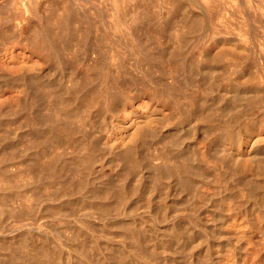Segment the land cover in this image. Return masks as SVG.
Listing matches in <instances>:
<instances>
[{
    "label": "rangeland",
    "instance_id": "1",
    "mask_svg": "<svg viewBox=\"0 0 264 264\" xmlns=\"http://www.w3.org/2000/svg\"><path fill=\"white\" fill-rule=\"evenodd\" d=\"M174 1L154 3L146 14L148 20L143 18L147 24L132 28L131 36L139 38L142 50L127 53L124 46L117 53L110 48L111 55L115 51L118 58L96 41V29L88 32L82 26L78 19L81 4L76 0H71L68 18L59 2L54 4L51 20L47 19V33H53L60 46L53 57L30 47L27 40L34 33L36 19L21 12L19 4L12 5L15 10L10 7L8 12H0V264H264V209L260 210L264 186L256 185L264 178V39H260L264 38V25L252 23L256 33L244 37L237 30L242 16L231 12L234 22L227 18L233 2L222 0L226 3L221 7H233L227 5L226 12L222 7V14L215 16L218 19L212 17L209 22L206 0H178L177 5ZM240 1L243 5L245 0ZM254 1L264 8V0ZM46 5L41 2L39 9L49 17ZM245 5L246 13L258 14L264 23L262 9L255 12ZM82 8L93 20L92 11ZM90 40L101 46L87 48L83 42ZM135 54L149 60L143 57L141 61ZM57 56L58 61L54 60ZM221 76L222 84L216 81ZM252 76L260 80L258 88L251 89ZM87 85L94 87L95 94H87L88 99L84 95L90 89ZM155 89L161 94L178 90L183 101L179 113L165 105L167 95L153 98ZM71 92L75 99L70 98ZM105 92L114 96L111 109L93 105L104 96L113 98ZM58 99L63 100L64 110ZM69 106L73 107L71 114L65 111ZM237 115L241 121L234 126L233 135L225 130L226 122ZM63 124L65 133L59 132ZM56 133L60 137L67 134L66 142ZM181 165L188 172L184 178L175 169Z\"/></svg>",
    "mask_w": 264,
    "mask_h": 264
},
{
    "label": "bare ground",
    "instance_id": "2",
    "mask_svg": "<svg viewBox=\"0 0 264 264\" xmlns=\"http://www.w3.org/2000/svg\"><path fill=\"white\" fill-rule=\"evenodd\" d=\"M78 3H80L81 5H80V14L78 15V19H79V21H80V23L82 24V26H84L85 28H86V30L89 32L90 30H92V31H94L93 29H96V34H95V37L97 38H95L96 39V41L97 42H100L101 44H102V47H103V45L104 46H107L109 49L111 48V49H113V50H115V51H117V53H118V48H121V47H127L128 48V52L127 53H129V50L131 51V50H135V49H138L139 51H141L142 50V47H141V44H140V42H139V38H136L135 36L134 37H132L131 35H132V28L133 27H135L136 25H138L139 23H144V24H147V20H148V17H147V13H149L150 12V8L151 7H153V5H154V3L157 1V0H76ZM163 1V0H162ZM166 1H168V3L170 4H174L176 1H174V0H166ZM180 1V0H179ZM188 1V0H187ZM226 1V0H225ZM229 1H231V2H233L235 5H233L234 6V8H233V11H232V9H231V11L230 12H228L227 11V15H228V13H229V16H227V18L228 17H231V15L230 14H232V13H234V14H239V15H241L242 17L241 18H243V20L241 21L240 20V22H238L237 21V23H238V25H237V30H239V32H241L242 33V35H244V37H245V35L247 36V34H249V35H253L254 33H256L255 32V27L253 28V26H252V23H254V22H259V24L258 25H260V26H262V25H264V23H262V22H260V20H259V15L258 14H256L257 15V17L256 16H254V15H249V14H251V13H246L247 11H246V9L247 8H245L244 10H243V5L244 4H246L247 3V6H248V8L249 7H253L254 9L253 10H255V12L258 10V9H262V11H264V8H262V4H257V3H254L255 1L254 0H245L246 1V3H245V1H244V4L242 5V3L243 2H241L240 0H229ZM41 2H43L45 5H46V2H47V5H46V7H47V10H48V16L49 17H47V16H44V15H41V13H40V9H39V5L41 4ZM59 2H61L62 3V5H61V8L63 9V11H65V14H66V18H68L69 16H70V12L72 11V8L71 7H73V5H71V0H45V1H41V0H5L4 2H2V5H0V12H8V10H9V8L10 7H12V5L14 6V7H16V5L17 4H19L20 5V8L22 9L21 10V12L23 11V13H26V14H28V15H31V17H34L36 20V24H35V26H34V24H33V26L34 27H32V24H31V27L32 28H34V33L33 34H31V36L30 37H28V43H29V45H31L30 47H32L35 51H45V54H43V55H46V56H48L49 55V57H53L54 55H56V53H57V51H59L58 49L60 48V46H59V48H58V46H57V42H56V40H55V38L53 37V33H51L50 35H49V33H47V31L48 30H50V28L49 29H47V27H49V21L47 20V19H50L51 20V15L54 13V11H55V7H54V4H55V6H57V5H59ZM159 2V1H158ZM184 2V1H183ZM193 2V1H192ZM202 2H203V0H202ZM257 2V1H256ZM180 3V2H179ZM221 3L224 5L225 3H223V1L221 0V2H220V0H206V3H205V6H204V8H205V10H206V12L208 13V21L209 20H211V19H213L214 20V18H215V16H218V14H222V11H221V8L222 7H224V8H222V10L223 9H226L227 7V5H230V4H227V5H225V6H222L221 7ZM227 3H228V1H227ZM77 4V3H76ZM88 4V5H87ZM166 4V3H165ZM178 4V0H177V3H176V5ZM18 5V6H19ZM186 5H187V3H186ZM250 5V6H249ZM87 7V9L88 10H91L92 11V14H93V20L91 19V17L90 16H88L86 13H85V11H83L84 9L82 8V7ZM175 6V5H174ZM232 5H230V8L231 7H233ZM246 5H245V7H247ZM19 8V9H20ZM78 8V7H77ZM230 8H228V9H230ZM11 9H13V7L12 8H10V10ZM18 8H16V10H17ZM78 9V10H79ZM82 9V10H81ZM13 10H15V8L13 9ZM204 10V11H205ZM253 10L251 9L250 11H252L253 12ZM259 10V11H260ZM17 11H20V10H17ZM172 11V10H171ZM175 11V10H174ZM221 11V12H220ZM224 12H226L225 10H223ZM248 11H249V9H248ZM14 12V11H13ZM223 12V13H224ZM232 12V13H231ZM261 12V11H260ZM259 12V14H261ZM20 13V12H19ZM19 13H17V14H19ZM45 13V12H44ZM258 13V12H257ZM184 14V13H183ZM203 14V13H202ZM253 14V13H252ZM262 14H264V13H262ZM28 15H27V17H28ZM225 15V14H224ZM223 15V16H224ZM63 17L62 18H65V16L64 15H62ZM187 16H188V14H187ZM197 16V15H196ZM222 16V15H221ZM236 16V15H235ZM238 16V15H237ZM262 16V15H261ZM1 17V16H0ZM23 17V16H22ZM30 17V18H31ZM144 17H146L147 18V20H143V18ZM175 17V16H174ZM185 17V16H184ZM192 16H190V19H192L191 18ZM212 17H214V18H212ZM234 17V16H233ZM2 18V17H1ZM24 18H25V16H24ZM29 18V17H28ZM189 18V17H188ZM198 18V17H197ZM196 18V19H197ZM217 18V17H216ZM215 18V19H216ZM219 18H220V16H219ZM238 18V17H237ZM261 18V17H260ZM262 18H264V17H262ZM46 19V20H45ZM61 19V18H60ZM59 19V20H60ZM189 19V20H190ZM199 19V18H198ZM197 19V20H198ZM207 19V18H206ZM218 19V18H217ZM232 19V17L230 18V20ZM18 20V19H17ZM185 20H186V17L184 18V23H187V21H188V19L186 20V22H185ZM195 20V19H194ZM194 20H192V21H194ZM196 20V21H197ZM213 20H211V21H213ZM227 20V19H226ZM225 20V21H226ZM235 20V19H234ZM239 20V19H238ZM28 21H31V20H29L28 19ZM53 21V20H52ZM166 21V20H165ZM191 21V20H190ZM191 21V22H192ZM219 21V20H218ZM221 21H223V20H221ZM231 21H233V20H231ZM230 21V22H231ZM5 22V21H4ZM20 22V21H19ZM206 22V21H205ZM210 22V21H209ZM234 22V21H233ZM27 23H29V22H27ZM26 23V24H27ZM79 23V22H78ZM193 23V22H192ZM194 23H196V22H194ZM212 23V22H211ZM218 23H220V22H218ZM22 24V23H21ZM84 24V25H83ZM188 24H189V22H188ZM187 24V25H188ZM203 24H205V23H203ZM206 24H209V23H206ZM230 24V23H229ZM236 24V23H235ZM24 25V24H23ZM199 25H200V23H199ZM198 25V23H197V26L198 27H200ZM218 25V24H217ZM10 26V25H9ZM191 26V25H190ZM190 26L188 27V28H190ZM202 26H204V25H202ZM216 26V25H215ZM228 27H230L229 25H227ZM257 26V25H256ZM20 27V26H19ZM186 27V26H185ZM196 27V26H195ZM218 27H219V25H218ZM234 27V26H233ZM233 27H232V29H233ZM259 27V26H258ZM193 28V27H192ZM200 28H203V27H200ZM200 28H199V30H200ZM205 28V27H204ZM216 28V27H215ZM222 28V27H221ZM231 28V27H230ZM261 28V27H260ZM260 28H258V30H260ZM262 28H264V27H262ZM261 28V29H262ZM22 29V28H21ZM196 29H197V27H196ZM210 29H211V27H210ZM213 29V28H212ZM219 29V28H218ZM217 29V30H218ZM229 29V28H228ZM236 29V28H235ZM190 30V29H189ZM192 30H194V29H192ZM217 30H216V32H217ZM220 30H223V29H220ZM225 30V29H224ZM256 30H257V28H256ZM262 30H264V29H262ZM32 32H33V30H31ZM187 31V30H186ZM226 31V30H225ZM228 31V30H227ZM232 31V30H231ZM230 31V32H231ZM234 31V30H233ZM232 31V32H233ZM180 32V31H179ZM193 31H191L190 33H189V35L192 33ZM211 32H213V30H211ZM239 32H238V35H239ZM100 33V35H98ZM218 33V32H217ZM224 33H226V32H224ZM223 33V34H224ZM241 33H240V35H241ZM262 33V32H261ZM23 34V33H22ZM21 34V35H22ZM176 34V33H175ZM179 34V33H178ZM178 34H176V36H178ZM186 34V33H185ZM187 34H188V31H187ZM205 34V33H204ZM222 34V33H221ZM27 35V34H26ZM98 37H97V36ZM115 35H117V36H119V38L118 37H116ZM212 35V34H211ZM219 35V34H218ZM225 35V34H224ZM229 35V34H228ZM29 36V35H28ZM88 36V35H87ZM184 36H186V35H184ZM209 36V35H208ZM213 36V35H212ZM212 36H209L210 38L212 37ZM233 36V35H232ZM262 36V35H261ZM179 37H183V36H181V34H180V36ZM200 37V36H199ZM202 37V36H201ZM215 37H217V36H215ZM226 37V36H225ZM237 37V36H236ZM239 37H241V36H239ZM248 37V36H247ZM19 38V37H18ZM93 38V39H94ZM120 38L122 39V41L120 40ZM186 39H187V37H185ZM189 38V37H188ZM184 39V38H183ZM203 39V38H202ZM238 39V38H237ZM242 39V38H241ZM260 39H264V38H260ZM13 40V39H12ZM21 40V39H20ZM208 40V39H207ZM206 40V41H207ZM1 41V40H0ZM26 41V42H27ZM95 40H90V41H84L83 42V44L88 48V46L89 45H96V44H94L95 42H94ZM141 41V40H140ZM195 41V40H194ZM197 41V40H196ZM201 41V40H200ZM205 41V42H206ZM239 41V40H238ZM244 41V40H243ZM246 41V40H245ZM248 41V40H247ZM246 41V42H247ZM261 41H264V40H261ZM19 42V41H18ZM94 42V43H93ZM242 42V41H241ZM240 42V43H241ZM255 42V41H254ZM3 43V42H2ZM22 43V42H21ZM93 43V44H92ZM19 44V43H18ZM23 44V43H22ZM21 44V45H22ZM197 44V43H196ZM248 44V43H247ZM246 44V46L248 47L249 45H247ZM258 44H261V43H258ZM28 45V46H29ZM97 45H99V46H101L99 43L97 44ZM146 45H147V43H146ZM204 45V44H203ZM84 46V47H85ZM194 46V45H193ZM198 46H199V44H198ZM91 47V46H90ZM106 47V48H107ZM151 47V46H150ZM195 47V46H194ZM200 47H202V46H200ZM199 47V48H200ZM260 47V46H259ZM262 48H264V45H262L261 46ZM261 47H260V49H261ZM97 48H98V46H97ZM105 48V47H104ZM105 48V49H106ZM108 48L106 49V50H108ZM127 48H125V49H127ZM196 48V47H195ZM198 48V49H199ZM101 49V48H100ZM100 49H98L99 51H100ZM104 49V50H105ZM111 49H110V55H111ZM151 49V48H150ZM202 49V48H201ZM24 50V49H23ZM85 50V49H84ZM96 51H97V49H95ZM194 50V49H193ZM204 50V49H203ZM62 51V50H61ZM115 51H114V54H112L113 56L116 54L115 53ZM126 51V50H125ZM152 51V50H151ZM201 51V50H200ZM256 51V50H255ZM261 51H264V49H262ZM107 52V51H106ZM198 52H199V50H198ZM203 52H205V50L203 51ZM91 53V52H90ZM101 53H102V51H101ZM104 53H105V51H104ZM126 53V52H125ZM125 53H124V55H125ZM126 53V54H127ZM136 53H138V51H136ZM153 53V52H152ZM207 53V52H206ZM205 53V54H206ZM262 53H264V52H262ZM60 54V53H59ZM92 54V53H91ZM174 54V53H173ZM198 54V53H197ZM201 54V53H200ZM209 54V53H208ZM254 54V53H253ZM90 55V54H89ZM100 55H102V54H100ZM105 55V54H104ZM103 55V56H104ZM107 55V54H106ZM108 55H109V53H108ZM111 55V56H112ZM127 55H129V54H127ZM135 55H137V54H135ZM141 55V54H140ZM172 55V54H171ZM59 56V55H58ZM55 57V59L54 58H52V61H53V59L54 60H56V58H58L59 59V57ZM98 56H99V54H98ZM139 55H137V57H138ZM198 56V55H197ZM208 56V55H207ZM82 57H84V56H82ZM100 57V56H99ZM106 57V56H105ZM109 57L110 56H108V59H109ZM115 57V56H114ZM117 58H118V54H117V56H116ZM115 57V58H116ZM121 57V56H120ZM126 57V56H125ZM128 57V56H127ZM143 57H145V56H142V57H138V58H142V59H139V60H144L143 59ZM210 57V56H209ZM223 57V56H222ZM101 58V57H100ZM113 58V57H112ZM138 58H136V59H138ZM146 58H148V57H145V60L144 61H146V60H149V58L148 59H146ZM198 58V57H197ZM221 58V57H220ZM226 58V57H225ZM258 58V57H257ZM257 58H255V59H257ZM262 59H264V54H262V57H261ZM227 59V58H226ZM236 59V58H235ZM50 60H51V58H50ZM63 60V59H62ZM90 60V59H89ZM101 60V59H100ZM103 60V59H102ZM110 60H113V59H111V57H110ZM116 60V59H115ZM139 60H138V62H139ZM207 60H208V58H207ZM210 60V59H209ZM56 61H58V60H56ZM60 61V60H59ZM221 61H223V60H221ZM220 61V62H221ZM235 61V60H234ZM238 61V60H237ZM243 61V60H242ZM200 62V61H199ZM202 62V61H201ZM227 62V61H226ZM59 63V62H58ZM105 63V62H104ZM103 63V64H104ZM117 63V62H116ZM119 63V62H118ZM213 63V62H212ZM219 63V62H218ZM77 64V63H76ZM100 64H102V63H100ZM102 64V65H103ZM107 64V63H106ZM112 64V63H111ZM142 64V63H141ZM206 64V63H205ZM223 64V63H222ZM225 64V63H224ZM242 64V63H241ZM248 64V63H247ZM31 65V64H30ZM69 65V64H68ZM81 65V64H80ZM101 65V66H102ZM120 65V64H119ZM215 65V64H214ZM64 66V65H63ZM67 66V65H66ZM66 66H64V67H66ZM100 66V67H101ZM114 66V65H113ZM121 66V65H120ZM170 66V65H169ZM238 66H240V65H238ZM35 67V66H34ZM63 67V68H64ZM80 67V66H79ZM104 67V66H103ZM108 67H110V66H108ZM228 67V66H227ZM230 67V66H229ZM35 68H37V67H35ZM98 68V67H97ZM102 68V67H101ZM101 68H99L100 69V71L102 70ZM106 68V67H105ZM33 69V68H32ZM60 69V68H59ZM74 69V68H73ZM78 69V68H77ZM98 69V70H99ZM108 69V68H107ZM115 69H116V65H115ZM223 69V68H222ZM229 69V68H228ZM41 70V69H40ZM61 70V69H60ZM69 70H70V68H69ZM75 70V69H74ZM237 70H238V68H237ZM246 70V69H245ZM35 71V70H34ZM59 71V70H58ZM64 71V70H63ZM88 71V70H87ZM86 71V72H87ZM104 71V70H103ZM106 71V70H105ZM259 71V70H258ZM261 71H262V69H261ZM73 72V71H72ZM94 72V71H93ZM99 72V71H98ZM122 72V71H121ZM212 72H213V70H212ZM223 72V71H222ZM239 72H241V70L239 71ZM247 72V71H246ZM262 72H264V71H262ZM101 73H104V75L105 76H108V75H106V74H108L109 73V71L106 73V72H101ZM106 73V74H105ZM201 73V72H200ZM220 73V72H219ZM226 73V72H225ZM232 73V72H231ZM235 73V72H234ZM257 73V72H256ZM64 74V73H63ZM66 74V73H65ZM78 74V73H77ZM190 74V73H189ZM196 74V73H195ZM203 74V73H202ZM216 74H218V72L216 73ZM229 74V73H228ZM228 74H227V76H228ZM253 74H255V73H253ZM257 74H259V73H257ZM99 75V74H98ZM120 75V74H119ZM212 75V74H211ZM226 75V74H225ZM235 75V74H234ZM252 75V74H251ZM30 76V75H29ZM60 76V75H59ZM101 76V75H100ZM205 76V75H204ZM222 76H223V74H222ZM222 76L221 77H217V82L218 81H221V83L220 84H222L223 82H224V77L222 78ZM50 77V76H49ZM95 77V76H94ZM104 77V76H103ZM260 77V76H259ZM9 78V77H8ZM14 78V77H13ZM84 78V77H83ZM107 78V77H106ZM120 78V77H119ZM171 78V77H170ZM195 78V77H194ZM205 78V77H204ZM211 78V77H210ZM215 78V77H214ZM239 78V77H238ZM15 79V78H14ZM17 80V79H16ZM56 80V79H55ZM85 80V79H84ZM114 80V79H113ZM168 80V79H167ZM239 80V79H238ZM63 81V80H62ZM123 81V80H122ZM140 81V80H139ZM262 81V80H261ZM79 82V81H78ZM231 81H229V83H230ZM237 82V81H236ZM235 82V83H236ZM259 82H260V80H258V79H256L255 78V76H252L251 77V79H250V82H248V83H250L249 85H250V87H251V89L253 88V87H256L258 84H259ZM88 83V82H87ZM211 83V82H210ZM234 83V84H235ZM241 83V82H240ZM247 83V84H248ZM262 83V82H261ZM82 84V83H81ZM92 84V83H91ZM96 84V83H95ZM220 84H219V86H220ZM227 84V83H226ZM246 84V85H247ZM77 85H80V84H77ZM164 85V84H163ZM196 85V84H195ZM199 85V84H198ZM203 85V84H202ZM237 85V84H236ZM20 86V85H19ZM88 86V85H87ZM92 86V85H91ZM94 86V85H93ZM97 86V85H96ZM95 86V87H96ZM107 86V85H106ZM109 86H111V85H109ZM118 86V85H117ZM197 86V85H196ZM205 86V85H204ZM207 86V85H206ZM261 86V85H260ZM77 87V86H76ZM89 87V86H88ZM224 87V86H223ZM247 87V86H246ZM249 87V86H248ZM90 89H91V87H89ZM94 88V87H93ZM92 88V89H93ZM102 88H104V87H102ZM185 88V87H184ZM198 88V87H197ZM211 88V87H210ZM218 88V87H217ZM222 88V87H221ZM240 88V87H239ZM256 88H258V87H256ZM31 89V88H30ZM45 89V88H44ZM89 89V91H90V93H89V91H88V93L87 92H85V91H87V89H85L84 90V95H86L87 96V94L88 95H90L91 96V94L94 96L95 94H93L92 93V89L90 90ZM98 89H99V87H98ZM109 89H111V88H107V90L106 91H109ZM163 89V88H162ZM167 89V88H166ZM208 89H209V87H208ZM262 89V88H261ZM95 90V89H94ZM96 90H97V87H96ZM100 90V89H99ZM102 90V89H101ZM159 90H161V89H159ZM206 90V89H205ZM257 90V89H256ZM69 91V90H68ZM74 91V90H73ZM125 91V90H124ZM171 91V90H170ZM168 92L167 93V91L166 92H164V93H160V92H157V89H155V91H153V98L154 97H160V96H162V95H167L168 96V99H166L165 98V105H168L169 107H171L172 106V108H173V110L172 111H176V112H178L179 111V109H180V104H181V101L182 100H180V94L181 93H179L178 92V90H173V91H171V92ZM95 93H96V91H94ZM110 92H111V90H110ZM110 92H109V94H110ZM201 92V91H200ZM216 92V91H215ZM235 92V91H234ZM243 92V91H242ZM259 92V91H258ZM72 94H71V96L73 95H75V94H73V92H71ZM97 93H99V92H97ZM170 93V94H169ZM218 93V92H217ZM222 93V92H221ZM252 93V92H251ZM102 94H103V92H102ZM108 94V92L106 93H104V95H107ZM108 94V95H109ZM114 94V93H113ZM117 94V93H116ZM224 94H226V93H224ZM228 94V93H227ZM246 94V93H245ZM248 94V93H247ZM35 95V94H34ZM57 95H58V93H57ZM69 95V94H68ZM99 95H101V94H99ZM103 95V96H104ZM107 95V96H108ZM111 95V94H110ZM217 95V94H216ZM243 95V94H242ZM258 95H259V93H258ZM261 95V94H260ZM259 95V96H260ZM59 96V95H58ZM57 96V97H58ZM70 96V95H69ZM70 97V98H74V97ZM79 96V95H78ZM81 96V95H80ZM97 96H98V94H97ZM97 96L96 97H93V99H92V101H94V99L95 98H97ZM112 96V95H111ZM149 96V95H148ZM188 96V95H187ZM225 96V95H224ZM237 96V95H236ZM257 96V95H256ZM259 96L257 97V99L259 98ZM60 97V96H59ZM58 97V98H59ZM61 97H63V96H61ZM102 97V96H101ZM110 97V96H109ZM109 97H105L104 96V99L103 100H101V98L98 100V101H94L93 102V105L95 104V103H99L100 105L99 106H103L105 109L107 108V109H111L114 105H115V101L113 100L114 99V96H112L113 98L111 99V98H109ZM121 97V96H120ZM199 97V96H198ZM232 97V96H231ZM230 97V98H231ZM242 97V96H241ZM262 97V96H261ZM78 98V97H77ZM80 99L82 98V97H79ZM78 98V99H79ZM84 98V97H83ZM86 98V97H85ZM89 98V99H90ZM67 99H68V97H67ZM75 99V98H74ZM87 99H88V96H87ZM87 99H82L83 100V102H84V104L86 103V102H88V100ZM90 99V100H91ZM162 99V98H161ZM236 99V98H235ZM255 99H256V97H255ZM61 100L62 99H60V101H59V99L57 100V102L59 103H61ZM89 100V101H90ZM96 100V99H95ZM115 100H116V97H115ZM208 100V99H207ZM262 100H264V99H262ZM14 101V100H13ZM26 101V100H25ZM63 101V100H62ZM74 101H77V100H74ZM79 101H81V100H78V104H81V103H79ZM125 101V100H124ZM200 101V100H199ZM209 101V100H208ZM238 101V100H237ZM242 101V100H241ZM241 101H240V104H241ZM259 101V103H261L260 102V100H258ZM21 102H23V101H21ZM66 102V101H65ZM71 102V101H70ZM73 102V101H72ZM91 102V101H90ZM183 102V101H182ZM216 102V101H215ZM243 102V101H242ZM251 102H253V100L251 101ZM257 102V101H256ZM29 103V102H28ZM160 103H164V102H160ZM213 103V102H212ZM258 103V102H257ZM258 103V104H259ZM83 104V105H84ZM87 104V103H86ZM225 104V103H224ZM242 104H244V102L242 103ZM254 104V103H253ZM52 105V104H51ZM92 105V104H91ZM96 105V104H95ZM94 105V106H95ZM98 105V104H97ZM157 105V104H156ZM160 105V104H159ZM260 105V104H259ZM23 106H25V105H23ZM58 106H60V105H58ZM62 103H61V109L62 110H64L63 108H62ZM82 106V105H81ZM122 106V105H121ZM198 106V105H197ZM225 106V105H224ZM243 106V105H242ZM245 106V105H244ZM261 106V105H260ZM262 106H264V105H262ZM261 106V107H262ZM22 107V106H21ZM29 107V106H28ZM87 107H89L88 105H87ZM221 107V106H220ZM247 107V106H246ZM256 107H257V105H256ZM260 107V108H261ZM84 108V107H83ZM171 108V109H172ZM259 108V107H258ZM259 108V109H260ZM85 109H87V108H85ZM96 109V108H95ZM104 109V110H105ZM228 109V108H227ZM247 109V108H246ZM261 109H264V107H262ZM70 111V112H68L69 114H71V112H72V110H73V107H71V106H69V107H67V108H65V111ZM76 110V109H75ZM204 110V109H203ZM14 111V110H13ZM50 111V110H49ZM66 111V112H67ZM91 111V110H90ZM107 111V110H106ZM59 112V111H58ZM88 112H89V110H88ZM115 112H116V110H115ZM193 112V111H192ZM73 113H74V111H73ZM84 112H82V114H83ZM87 113V112H86ZM86 113H84V114H86ZM179 113V112H178ZM230 113V112H229ZM49 114V113H48ZM88 114V113H87ZM86 114V115H87ZM202 114V113H201ZM212 114V113H211ZM89 115V114H88ZM88 115H87V117H88ZM156 115V114H155ZM242 115V114H241ZM25 116V115H24ZM38 116V115H37ZM71 116V115H70ZM72 116H74L75 117V115H73L72 114ZM72 116H71V118H72ZM79 116V115H78ZM91 116V115H90ZM97 116V115H96ZM173 116V115H172ZM199 116V115H198ZM30 117V116H29ZM83 117H85V116H82V117H80V118H83ZM86 117V118H87ZM103 117V116H102ZM178 117V116H177ZM251 117V116H250ZM39 118V117H38ZM89 118V117H88ZM87 118V120L89 121V119ZM101 118V117H100ZM179 118V117H178ZM255 118V117H254ZM51 119H52V116H51ZM58 119V118H57ZM73 119V118H72ZM78 119V118H77ZM85 118H83L82 120L83 121H85L84 120ZM198 119V118H197ZM244 119V118H243ZM31 120V119H30ZM44 120H45V118H44ZM94 120V119H93ZM179 120V119H178ZM57 121V120H56ZM77 121V120H76ZM231 122H226L227 124V128L225 129L227 132H230L231 134H236V131L234 130L233 131V129H234V126H237V124L238 123H240V116L239 115H237V116H235L232 120H230ZM78 122V121H77ZM91 122V121H90ZM93 122V121H92ZM243 122V121H242ZM247 122V121H246ZM49 123V122H48ZM75 123V122H74ZM81 123V122H80ZM195 123V122H194ZM193 123V124H194ZM224 123V122H223ZM26 124V123H25ZM34 124V123H33ZM37 124V123H36ZM52 124V123H51ZM70 124V123H69ZM191 124V123H190ZM244 124H245V122H244ZM44 125V124H43ZM48 125V124H47ZM72 125V124H71ZM84 125V124H83ZM180 125V124H179ZM228 125H231V128L230 129H228L229 128V126ZM50 126V125H49ZM64 126V127H63ZM91 126V125H90ZM219 126H220V124H219ZM223 126V125H222ZM29 127V126H28ZM27 127V128H28ZM55 127H56V125H55ZM252 127V126H251ZM17 128V127H16ZM57 128V127H56ZM59 128V127H58ZM70 128V127H69ZM69 128H67V131H68V129ZM211 128V127H210ZM239 128V127H238ZM46 129V128H45ZM149 129V128H148ZM200 129V128H199ZM220 129V128H219ZM52 130V129H51ZM66 130V126L63 124L62 126H60V128H59V132H66L65 131ZM142 130V129H141ZM180 130H181V128H180ZM221 130H223V129H220V133H221ZM49 131V130H48ZM57 130L55 129V132H56ZM70 131V130H69ZM76 131V130H75ZM226 131H224V133L226 132ZM249 131V130H248ZM35 132V131H34ZM50 132V131H49ZM71 133H72V131H70ZM138 132V131H137ZM180 132V131H179ZM219 132V131H218ZM217 132V133H218ZM68 133V132H67ZM84 133V132H83ZM51 134V133H50ZM58 133H56L55 135L56 136H59V135H57ZM60 134V133H59ZM32 135V134H31ZM54 135V134H53ZM65 135V134H64ZM64 135H62L61 134V136L62 137H60V138H63V137H65L64 139H65V142H66V139H67V134L64 136ZM70 134L68 133V136H69ZM26 136V135H25ZM30 136V135H29ZM52 136V135H51ZM81 136V135H80ZM79 136V137H80ZM136 136V135H135ZM160 136V135H159ZM191 136V135H190ZM227 136V135H226ZM31 137H33V136H31ZM39 137V136H38ZM78 137V136H77ZM84 137V136H83ZM233 137V136H232ZM244 137V136H243ZM10 138V137H9ZM36 138V137H35ZM49 138V137H48ZM58 138V137H57ZM239 138V137H238ZM6 139V138H5ZM41 139V138H40ZM70 139V138H69ZM36 140H38V139H36ZM48 141V140H47ZM68 141H71V140H68ZM262 141V140H261ZM46 142V141H45ZM44 142V143H45ZM56 142V141H55ZM172 142V141H171ZM186 142V141H185ZM209 142V141H208ZM19 143V142H18ZM21 143V142H20ZM24 143V142H23ZM37 143V142H36ZM47 143V142H46ZM131 144V143H130ZM16 145H17V143H16ZM60 145V144H59ZM75 145V144H74ZM257 145V144H256ZM14 146V145H13ZM24 146V145H23ZM56 146V145H55ZM9 147V146H8ZM22 147V146H21ZM34 147V146H33ZM61 147V146H60ZM59 147V148H60ZM128 147V146H127ZM185 147V146H184ZM12 148V147H11ZM10 148V149H11ZM45 148V147H44ZM51 148V147H50ZM190 148V147H189ZM27 149V148H26ZM32 149V148H31ZM78 149V148H77ZM172 149V148H171ZM13 150V149H12ZM37 150V149H36ZM90 150V149H89ZM120 150V149H119ZM254 150V149H253ZM14 151V150H13ZM28 151V150H27ZM91 151V150H90ZM173 151V150H172ZM9 152V151H8ZM42 152V151H41ZM52 152V151H51ZM54 152V151H53ZM61 152V151H60ZM81 153V152H80ZM254 153V152H253ZM4 154V153H3ZM27 154H28V152H27ZM71 154V153H70ZM77 154V153H76ZM131 154V153H130ZM178 154V153H177ZM256 154V153H255ZM255 154H253V155H255ZM49 155H51V154H49ZM236 155V154H235ZM30 156V155H29ZM52 156V155H51ZM135 156V155H134ZM1 157V156H0ZM34 157H36V156H34ZM46 157V156H45ZM183 157V156H182ZM211 157V156H210ZM240 157V156H239ZM57 158V157H56ZM132 158V157H131ZM137 158V157H136ZM32 159V158H31ZM34 159V158H33ZM37 159V158H36ZM36 162V161H35ZM44 162V161H43ZM48 162V161H47ZM63 162V161H62ZM134 162V161H133ZM132 162V163H133ZM30 163V162H29ZM42 163V162H41ZM46 163V162H45ZM67 163V162H66ZM260 163V162H259ZM39 164V163H38ZM49 164V163H48ZM57 164V163H56ZM60 164H61V162H60ZM74 164V163H73ZM134 164V163H133ZM161 164V163H160ZM63 165V164H62ZM69 165V164H68ZM131 165V164H130ZM191 165V164H190ZM32 166V165H31ZM51 166V165H50ZM174 166V165H173ZM176 166V165H175ZM196 166V165H195ZM237 166V165H236ZM250 166V165H249ZM24 167V166H23ZM39 167V166H38ZM47 167H49V166H47ZM64 167V166H63ZM182 167H184V166H177L175 169L178 171L177 173H179V174H182L183 175V178H184V174L186 175V174H188V172H187V170L185 169V168H182ZM211 167V166H210ZM240 167V166H239ZM25 168V167H24ZM31 168V167H30ZM43 168V167H42ZM44 168H45V166H44ZM173 169H174V167H172ZM195 168V167H194ZM213 168V167H212ZM245 168V167H244ZM244 168L242 167V169L244 170ZM29 169V168H28ZM34 169V168H33ZM21 170V169H20ZM44 170V169H43ZM59 170V169H58ZM58 170H56V171H58ZM175 170V171H176ZM238 170V169H237ZM259 170V169H258ZM29 171V170H28ZM74 171V170H73ZM42 172V171H41ZM54 172V171H53ZM53 172H52V175H53ZM164 172V171H163ZM251 172V171H250ZM39 173V172H38ZM59 173V172H58ZM63 173V172H62ZM80 173V172H79ZM205 173V172H204ZM49 174V173H48ZM91 174V173H90ZM10 175V174H9ZM87 175V174H86ZM162 175V174H161ZM235 175V174H234ZM56 176V175H55ZM75 176V175H74ZM81 176V175H80ZM181 176V175H180ZM202 176V175H201ZM224 176V175H223ZM251 176V175H250ZM14 177V176H13ZM51 177V176H50ZM53 177V176H52ZM186 177V176H185ZM252 177V176H251ZM8 178V177H7ZM24 178V177H23ZM60 178V177H59ZM81 178V177H80ZM79 178V179H80ZM200 178V177H199ZM206 178H208V177H206ZM246 178H248V177H246ZM253 178V177H252ZM260 178V177H259ZM3 179V178H2ZM5 179V178H4ZM28 179V178H27ZM228 179V178H227ZM257 179V178H256ZM90 180V179H89ZM164 180V179H163ZM24 181H25V179H24ZM30 181H32V180H30ZM36 181V180H35ZM77 181V180H76ZM82 181H84V180H82ZM233 181V180H232ZM256 181V180H255ZM9 183V182H8ZM77 183V182H76ZM78 183H80V182H78ZM97 183V182H96ZM158 183V182H157ZM216 183V182H215ZM124 184V183H123ZM196 184V183H195ZM20 185V184H19ZM256 185H259L260 187H262V186H264V178H260L257 182H256ZM91 186V185H90ZM42 187V186H41ZM68 187V186H67ZM95 187V186H94ZM222 187V186H221ZM45 188V187H44ZM57 188H59V187H57ZM104 188V187H103ZM74 189V188H73ZM92 189H94V188H92ZM194 189V188H193ZM7 190V189H6ZM63 190V189H62ZM70 190V189H69ZM121 190V189H120ZM30 191V190H29ZM42 191V190H41ZM47 191V190H46ZM49 191V190H48ZM73 191V190H72ZM84 191V190H83ZM98 191V190H97ZM10 192V191H9ZM65 192H67V191H65ZM226 192V191H225ZM249 192H251V191H249ZM256 192V191H255ZM26 193V192H25ZM35 193V192H34ZM42 193H44V192H42ZM93 193H94V191H93ZM253 194H254V192H252ZM252 193H245V195L244 196H246V197H248V196H252ZM262 193V192H261ZM66 194V193H65ZM69 194V193H68ZM83 194V193H82ZM227 194V193H226ZM236 194V193H235ZM262 194H264V193H262ZM5 195V194H4ZM31 195V194H30ZM40 195V194H39ZM88 195V194H87ZM225 195V194H224ZM223 195V196H224ZM8 196H9V194H8ZM33 196H34V194H33ZM237 195H234V197H236ZM244 196H242V197H244ZM262 196H264V195H262ZM98 197V196H97ZM110 197V196H109ZM254 197H256V196H254ZM5 198V197H4ZM79 198V197H78ZM81 198V197H80ZM88 198V197H87ZM124 198V197H123ZM232 198V197H231ZM7 199V198H6ZM26 199V198H25ZM107 199V198H106ZM105 199V200H106ZM249 199V198H248ZM247 199V200H248ZM31 200H32V198H31ZM30 200V201H31ZM71 200V199H70ZM80 200V199H79ZM221 200V199H220ZM262 200V199H261ZM37 201V200H36ZM91 201V200H90ZM89 201V202H90ZM254 201V200H253ZM258 201H260L259 199H258ZM39 202V201H38ZM126 202V201H125ZM255 202H256V200H255ZM262 202H264V201H262ZM116 203H118V202H116ZM231 203V202H230ZM258 203V202H257ZM110 204V203H109ZM118 204H120V203H118ZM183 204H185V203H183ZM261 203H258V205H260ZM58 205V204H57ZM56 205V206H57ZM61 205V204H60ZM70 205V204H69ZM73 205V204H72ZM98 205V204H97ZM248 205V204H247ZM250 205H251V203H250ZM257 205V204H256ZM233 206V205H232ZM254 206V205H253ZM261 206V205H260ZM69 207V206H68ZM251 207V206H250ZM250 207H249V209H250ZM1 208V207H0ZM56 208V207H55ZM58 208V207H57ZM238 208V207H237ZM259 208V207H258ZM71 209V208H70ZM97 209V208H96ZM248 209V210H249ZM261 209H264V207H260V210ZM192 210V209H191ZM234 210V209H233ZM232 210V211H233ZM238 210V209H237ZM254 210V209H253ZM255 211V210H254ZM259 211V210H258ZM106 212V211H105ZM18 213V212H17ZM132 213V212H131ZM130 213V214H131ZM241 213V212H240ZM247 213V212H246ZM2 214V213H1ZM122 214V213H121ZM120 214V215H121ZM128 214V213H127ZM257 214V213H256ZM259 214V213H258ZM189 215V214H188ZM255 215V214H254ZM122 216V215H121ZM136 216H137V214H136ZM241 216H242V214H241ZM247 216V215H246ZM261 216H264V210H262L261 211ZM244 217V216H243ZM0 218H1V216H0ZM67 222V221H66ZM252 222V221H251ZM246 223V222H245ZM257 223V222H256ZM134 224V223H133ZM186 224V223H185ZM23 225V224H22ZM262 225H264V224H262ZM69 226V225H68ZM105 226V225H104ZM66 227V226H65ZM80 227V226H79ZM175 227V226H174ZM68 228H70V227H68ZM101 228V227H100ZM99 228V229H100ZM204 229V228H203ZM262 229V228H261ZM65 230V229H64ZM71 230V229H70ZM97 230V229H96ZM72 231V230H71ZM102 231V230H101ZM246 231V230H245ZM186 232V231H185ZM7 233V232H6ZM25 233V232H24ZM75 233V232H74ZM127 233V232H126ZM30 234V233H29ZM138 234V233H137ZM11 235V234H10ZM20 235V234H19ZM71 235V234H70ZM22 236V235H21ZM58 236V235H57ZM261 236H262V234H261ZM260 236V237H261ZM38 237V236H37ZM53 237V236H52ZM60 237V236H59ZM62 237V236H61ZM66 237V236H65ZM72 237V236H71ZM22 238V237H21ZM24 238V237H23ZM30 238V237H29ZM32 238V237H31ZM11 239V238H10ZM82 239V238H81ZM261 239V238H260ZM4 240V239H3ZM28 240V239H27ZM262 240V239H261ZM260 240V241H261ZM46 241V240H45ZM44 241V242H45ZM67 241L69 242V240L67 239ZM85 241V240H84ZM97 241V240H96ZM41 242V241H40ZM61 242V241H60ZM62 242H64V241H62ZM66 242V241H65ZM142 242V241H141ZM257 242V241H256ZM22 243V242H21ZM53 243V242H52ZM140 243V242H139ZM244 243V242H243ZM5 244V243H4ZM145 244V243H144ZM195 244V243H194ZM41 245H42V243H41ZM49 245H50V243H49ZM72 245V244H71ZM76 245V244H75ZM100 245V244H99ZM255 245V244H254ZM3 246V245H2ZM147 246V245H146ZM39 247V246H38ZM74 247V246H73ZM78 247V246H77ZM81 247V246H80ZM23 248V247H22ZM42 248H43V246H42ZM72 248V247H71ZM151 248V247H150ZM8 249V248H7ZM16 249V248H15ZM63 249V248H62ZM193 249V248H192ZM35 250V249H34ZM37 250H38V248H37ZM52 250V249H51ZM70 250V249H69ZM68 250V251H69ZM75 250V249H74ZM78 250V249H77ZM85 250V249H84ZM83 250V251H84ZM8 251V250H7ZM46 251V250H45ZM9 252V251H8ZM47 252V251H46ZM53 252V251H52ZM64 252V251H63ZM149 252H151V251H149ZM73 253H74V251H73ZM78 253H79V251H78ZM85 253V252H84ZM137 253V252H136ZM234 253V252H233ZM24 254V253H23ZM45 255V253H43L42 252V254L41 255ZM193 254V253H192ZM35 255H37L38 257V259L40 258V256H39V253L38 254H35ZM47 255V254H46ZM45 255V256H46ZM60 255H62V253L60 254ZM76 255V254H75ZM99 255V254H98ZM30 256V255H29ZM78 256V255H77ZM96 256V255H95ZM27 257V256H26ZM30 257H35L34 255L33 256H30ZM49 257V256H48ZM63 257V256H62ZM71 257V256H70ZM80 257V256H79ZM185 257H187V256H185ZM262 257H264V256H262ZM36 258V259H37ZM83 258V257H82ZM89 258V257H88ZM122 258V257H121ZM124 258V257H123ZM232 258H233V256H232ZM51 259V258H50ZM56 259H58V258H56ZM67 259V258H66ZM78 259V258H77ZM247 259V258H246ZM29 260V259H28ZM52 260V259H51ZM53 260H55V259H53ZM50 261V260H49ZM69 261V260H68ZM73 261V263H74V259L72 260ZM66 262V261H65ZM70 262V261H69ZM84 262H85V260H84ZM234 262V261H233ZM5 263V262H4ZM13 263V262H12ZM6 264H7V262H6ZM63 264V263H62ZM71 264V263H70Z\"/></svg>",
    "mask_w": 264,
    "mask_h": 264
}]
</instances>
